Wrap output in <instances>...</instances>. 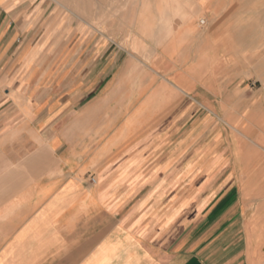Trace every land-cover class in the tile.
I'll list each match as a JSON object with an SVG mask.
<instances>
[{"label": "crops", "instance_id": "0c3cea01", "mask_svg": "<svg viewBox=\"0 0 264 264\" xmlns=\"http://www.w3.org/2000/svg\"><path fill=\"white\" fill-rule=\"evenodd\" d=\"M11 5L0 264H264V207L250 212L231 176L208 180L231 174L211 111L264 108L251 86L264 0H85L101 10L74 15L72 65H44L47 50L26 44L38 18L12 19ZM192 176L208 178L183 186Z\"/></svg>", "mask_w": 264, "mask_h": 264}, {"label": "rangeland", "instance_id": "374dc122", "mask_svg": "<svg viewBox=\"0 0 264 264\" xmlns=\"http://www.w3.org/2000/svg\"><path fill=\"white\" fill-rule=\"evenodd\" d=\"M11 1V7L13 6L15 10L9 14L10 18L26 20L38 18L36 26L27 27L31 31V39L26 44L31 45L33 49L47 50L46 55L40 57L44 65L55 64L57 61L63 64H75L72 24V20H75L74 15L84 20L87 10L93 8V13L96 9L101 10L100 6L84 7L85 0ZM5 13V11L0 12V19L5 17ZM77 24L85 28L83 22ZM93 25L96 29H104L102 22H93ZM61 53L64 54L60 56ZM256 62L263 64V56ZM256 79V82L251 84L252 89L257 90V99L264 102V77L257 76ZM241 84L246 86L247 82L242 81ZM222 113L224 115L221 116ZM211 121L212 150L224 156L222 167L227 166L231 174H217L209 178L207 176L183 177V186H192L205 181L206 178L211 179L212 182H220L231 176L233 195L249 203L250 212L262 211L264 207V108L237 111L228 109L224 112L212 110ZM260 222L264 226V220Z\"/></svg>", "mask_w": 264, "mask_h": 264}, {"label": "built area", "instance_id": "2783aa9c", "mask_svg": "<svg viewBox=\"0 0 264 264\" xmlns=\"http://www.w3.org/2000/svg\"><path fill=\"white\" fill-rule=\"evenodd\" d=\"M201 24H203V21L201 22ZM94 181H95V178L92 177V178H91V182H94Z\"/></svg>", "mask_w": 264, "mask_h": 264}]
</instances>
